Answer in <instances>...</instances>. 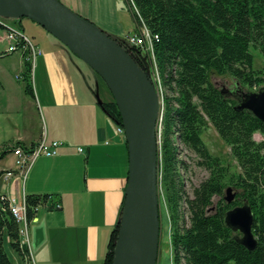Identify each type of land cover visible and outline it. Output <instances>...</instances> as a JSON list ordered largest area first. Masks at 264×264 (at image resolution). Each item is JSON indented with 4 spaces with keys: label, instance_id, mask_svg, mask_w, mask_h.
<instances>
[{
    "label": "trees",
    "instance_id": "1",
    "mask_svg": "<svg viewBox=\"0 0 264 264\" xmlns=\"http://www.w3.org/2000/svg\"><path fill=\"white\" fill-rule=\"evenodd\" d=\"M128 3L136 22L140 25L142 20L154 36L153 54L114 40L152 81L142 61L144 53L147 66L172 92V96L165 97L161 109L158 173L171 213L173 264H264V123L247 111L235 110L239 95L264 88V69H254L251 52L253 47L259 50L264 61V0H128ZM24 67L25 92L34 96L33 66L27 52ZM213 72L230 76L238 85L237 94L229 97L218 89L211 81ZM103 109L117 125L123 126L113 97L103 104ZM209 124L231 149L242 171L239 175L230 177L228 168L204 144L202 134ZM257 133L263 137L260 142L254 138ZM176 140L200 159L198 165L210 171L209 179L195 187L192 196L183 192L179 164L184 167L185 163L179 160ZM17 146L33 150L36 144ZM8 154L4 150L0 161ZM228 179L240 191L230 204L224 197ZM216 197L219 201L215 204ZM183 200L188 221L182 220L180 224ZM242 202L248 203L254 215L253 232L258 246L253 252L241 246L238 236L225 224L226 214ZM57 205L52 195H27V217L34 221L39 206L58 209ZM120 220L111 234L104 264L113 263ZM5 234L12 249L25 264H30L28 248L20 245L19 225L9 210V199L0 195V264H12L4 250Z\"/></svg>",
    "mask_w": 264,
    "mask_h": 264
},
{
    "label": "crops",
    "instance_id": "2",
    "mask_svg": "<svg viewBox=\"0 0 264 264\" xmlns=\"http://www.w3.org/2000/svg\"><path fill=\"white\" fill-rule=\"evenodd\" d=\"M65 1L78 15L101 22L92 15L89 0ZM100 28L121 38L119 27L111 22ZM41 29L30 38L41 51L34 59V96L25 92L24 52L20 51V72H0V154L9 151L0 161V195L21 205L27 195L49 194L60 205L42 207L29 226L33 264H104L123 213L128 144L103 109L113 97L103 79L85 70L77 56ZM41 141L63 145L57 156L37 158L23 176L12 148ZM7 172L13 174L9 180Z\"/></svg>",
    "mask_w": 264,
    "mask_h": 264
},
{
    "label": "water",
    "instance_id": "3",
    "mask_svg": "<svg viewBox=\"0 0 264 264\" xmlns=\"http://www.w3.org/2000/svg\"><path fill=\"white\" fill-rule=\"evenodd\" d=\"M0 17L32 20L65 45L108 86L122 116L130 162L112 264H134L135 245L151 223L156 227L152 264H157L161 227L158 173L161 101L155 84L125 48L59 0H0ZM236 87L238 89V85ZM119 95L129 103L136 116L131 132L127 130L120 109ZM235 110L247 111L264 123V88L239 95ZM236 195L233 188H228L225 201L234 202ZM225 224L238 234L237 242L241 246L249 252L256 250L254 215L247 202L230 210Z\"/></svg>",
    "mask_w": 264,
    "mask_h": 264
},
{
    "label": "rangeland",
    "instance_id": "4",
    "mask_svg": "<svg viewBox=\"0 0 264 264\" xmlns=\"http://www.w3.org/2000/svg\"><path fill=\"white\" fill-rule=\"evenodd\" d=\"M61 3H63L65 6H67L69 9L73 11V7L71 4H68L65 0H60ZM91 3V7L93 10V16L96 17L98 21L95 25L105 31V33H111V37H115L113 32H108L107 29L100 28L103 25H106V23L111 22V25L118 26L120 29L121 38H115L118 40V42L125 43L129 48L130 45L127 42V37L130 35H137V33L142 30V27L136 22L133 10L131 9L130 4L128 3V0H89ZM76 13V12H75ZM100 15V16H98ZM22 25L19 24V21H14L11 19H5L0 17V22L2 23V26L0 25V72H20V56L21 52L18 51L12 55L7 54H1L6 50L9 46L7 42L1 43V39L4 37L5 33H7L8 29L7 27H15L21 29V27L24 30L23 33L25 36H27L29 39L31 38L33 40L34 37H36L37 30H42L41 26L33 22L32 20H29L27 18L20 19ZM90 21V20H89ZM99 25V26H98ZM21 26V27H20ZM44 29V28H43ZM119 37V36H117ZM125 37V38H123ZM251 52L254 55V69L259 71L264 69V61L263 57L259 50H256L254 47L251 49ZM149 55H152L151 52H147ZM152 57V56H151ZM78 58V57H77ZM142 61L145 67L148 69V73L153 81L155 83L156 88L160 95V101H161V109L164 106V99L166 96H172V92L169 91L165 86H163V83L160 82L158 76L156 75L155 71L150 69L147 66V58L146 55L142 54ZM33 66V72H35V63L34 60L31 61ZM82 61H79V64H82V67L85 70H90V72H94L91 70V68L85 63H81ZM211 81L212 83L220 90L224 91L225 94L229 97L232 96V92L236 90V84L235 81L230 76H220L213 72L211 74ZM33 82V81H32ZM106 88V87H105ZM112 96V94H111ZM112 99V97H111ZM162 114V113H161ZM162 116V115H161ZM160 116L159 120V143L161 142V134H162V128H161V122L162 117ZM255 140L260 142L263 140V137L257 133L254 136ZM202 140L206 147L208 148L209 152L212 156L217 157L221 164L228 168L229 175L231 176H237L242 171L239 167L237 161L234 159L233 155L231 154V149L224 143V141L220 138L217 131L212 127L211 124L207 126V128L204 130L202 134ZM176 145L179 148L180 154H179V160L185 163V166L183 167L181 164H179V174L181 177V182L183 183V192L185 193V196H192L193 189L195 187H198L202 182L206 181L210 177V171L207 170L205 167H202L198 165L200 162V159L192 152L188 151L183 145H181L178 140L175 141ZM228 188H233L237 195L235 196V200L238 197V194L240 191L234 186L229 183V179L226 181V188L224 190V197L226 196V190ZM159 199H160V244H159V254H158V261L157 264H173V251H172V245H171V239L173 234V227L171 223V213L169 210L168 202L166 199V194L163 189L162 184L159 185ZM234 200V201H235ZM219 201V198L216 197L214 199L215 204ZM181 221L182 220L188 221V212L187 207L185 204V201L183 200L181 202ZM238 235V234H236ZM4 250L6 254L8 255L10 261L12 264H20L21 261L19 259V255L12 249L11 247V241L7 234L4 236Z\"/></svg>",
    "mask_w": 264,
    "mask_h": 264
},
{
    "label": "built area",
    "instance_id": "5",
    "mask_svg": "<svg viewBox=\"0 0 264 264\" xmlns=\"http://www.w3.org/2000/svg\"><path fill=\"white\" fill-rule=\"evenodd\" d=\"M131 1V0H130ZM2 26V23L0 22ZM140 26L142 30H140L137 35H130L127 37V42L132 47H142L145 52H151L153 54V41L154 36L150 33L149 29L144 25L141 20ZM8 31L4 36V41L9 44V47L5 54H12L18 51H22L24 53L29 54L30 60H34L38 55L41 54V51L33 46L31 40L25 36L23 31L19 28L15 27H7ZM162 117V116H161ZM111 119V118H110ZM111 121L116 125V134L125 137V129L123 126L117 125L112 119ZM108 144V143H107ZM62 142L54 141L51 143H47L45 141H41L33 150H25L21 146H17L12 148L13 154L16 158L15 165L21 170V174L23 176L28 172L31 165L35 162V160L41 156L45 157H55L58 155V148L62 146ZM80 153H83V149L79 148ZM13 177L12 172H7L6 179L9 180ZM9 199V210L15 219V221L19 225V235H20V245L21 247H27L29 250V259L30 264L32 263L31 253L29 249V226L32 221H29L27 217V207H26V197L24 198L23 204H18L15 199ZM44 206H39L36 211ZM58 209L60 205L56 206Z\"/></svg>",
    "mask_w": 264,
    "mask_h": 264
},
{
    "label": "bare ground",
    "instance_id": "6",
    "mask_svg": "<svg viewBox=\"0 0 264 264\" xmlns=\"http://www.w3.org/2000/svg\"><path fill=\"white\" fill-rule=\"evenodd\" d=\"M43 1V0H36ZM120 109L124 116L126 127L129 132L133 130V125L136 120V116L132 111L129 103L118 96ZM155 231L156 227L154 223L149 224L141 238L135 245V262L134 264H152L154 258V249H155Z\"/></svg>",
    "mask_w": 264,
    "mask_h": 264
}]
</instances>
